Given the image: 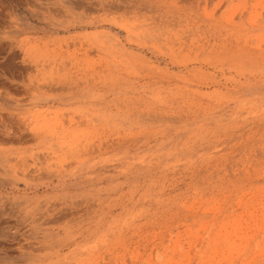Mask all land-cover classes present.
<instances>
[{"label":"rangeland","instance_id":"1","mask_svg":"<svg viewBox=\"0 0 264 264\" xmlns=\"http://www.w3.org/2000/svg\"><path fill=\"white\" fill-rule=\"evenodd\" d=\"M0 264H264V0H0Z\"/></svg>","mask_w":264,"mask_h":264},{"label":"bare ground","instance_id":"2","mask_svg":"<svg viewBox=\"0 0 264 264\" xmlns=\"http://www.w3.org/2000/svg\"><path fill=\"white\" fill-rule=\"evenodd\" d=\"M47 139V138H46Z\"/></svg>","mask_w":264,"mask_h":264}]
</instances>
